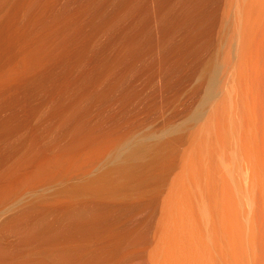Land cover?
<instances>
[{
	"label": "bare ground",
	"instance_id": "bare-ground-1",
	"mask_svg": "<svg viewBox=\"0 0 264 264\" xmlns=\"http://www.w3.org/2000/svg\"><path fill=\"white\" fill-rule=\"evenodd\" d=\"M192 1L0 0V264H236L237 200L216 192L234 178L170 143L218 96L221 66L197 60L205 91L187 123L139 135L127 115L154 39L167 71L204 15Z\"/></svg>",
	"mask_w": 264,
	"mask_h": 264
},
{
	"label": "rangeland",
	"instance_id": "rangeland-1",
	"mask_svg": "<svg viewBox=\"0 0 264 264\" xmlns=\"http://www.w3.org/2000/svg\"><path fill=\"white\" fill-rule=\"evenodd\" d=\"M201 1H203L202 8L205 9V11L202 9V13L200 12V15L204 14L205 16H200V18L203 19L201 20L199 18L195 27H193L192 30H188V33L182 32L180 34H177L179 35L177 36L178 38L183 35L181 39H184V37L188 34L189 39L187 37L186 40L188 41H183V46H179L181 47V51H176L175 56L180 52L182 53H180L177 57L172 55L169 58L170 63L168 62L167 71V68H162V64L159 67L160 64L158 60L160 58V55L158 56L159 50L157 51V39L154 37L155 39L153 43L155 44L156 51H153V56L151 55L144 59L145 61L143 60L138 67L139 70L137 69L138 75L135 76L133 80V90L131 89V91H133L134 93H130V97L132 98L131 100H129L130 104L128 103L127 115L129 116V120H134L135 130L137 133L139 132V135H148L154 131L158 133L164 128H167L168 125L181 126L187 123L196 109L198 110L200 108L199 106H201L205 91L204 82L202 80V71L200 70L201 72H197L198 69L195 70V68L200 65V62H202V60H204L202 64L206 62L208 63L210 61V64H218L219 66H221L218 73V96H215L213 99H211L210 102L207 103L208 106L206 105L207 107H204V111L201 113L202 116L198 118L199 120L197 119L196 121L192 122L193 124H188L187 129H185L183 133H180L178 135L179 137L175 136L174 138H172V142L170 141V143L173 152L175 153L177 151L176 155H182L184 153L183 150L185 152L187 151L186 153L188 154H191L190 152H195L193 157L199 159V155H201L200 159L206 161V164H203L205 168H220V171L217 172L218 174L222 172L221 169L224 170L223 173L226 172L224 174L226 175L225 179H229L231 177L232 179H229L231 183L233 182L232 180L234 178L232 186L230 185L231 187L227 184L228 181L225 184V186L227 187H224L223 185V187L227 189V193L224 189H222L223 187L221 188L218 185L220 184L218 177L222 179V175L216 176V179L219 183H217L215 187L220 188V191L219 188L218 191H216L219 192L218 196L223 192L227 195L229 194L228 196L233 193L234 199L237 200L235 201L237 202V204L236 206H234L237 210L239 209L238 217H236L235 214V217L238 220H236V230L238 231L236 237V264H264V181H262L264 180V164H262L264 163V0H208L207 3H205V0H193L190 4L194 5H188H190L191 7L194 6L193 8H195L197 2ZM208 2H210V4ZM200 24L201 27H197ZM196 27L199 28V30H196ZM192 31H195L196 33L194 32V34H192ZM152 35L154 36L155 34L152 33ZM178 38H176V41L179 44L182 40H177ZM185 45L187 46V48ZM183 51H185L188 55ZM183 54L185 56L187 55L188 57H185ZM246 55L248 57H246ZM197 57L199 58L197 59ZM199 59H201L200 62L197 61ZM194 60H196V62ZM158 68H161L160 72ZM248 71L251 74H249ZM160 73H164V75L167 74L166 77L163 74L162 75L164 76V79L166 78L168 83H170L172 80L169 85V87H171L170 89L167 82V85L164 84V82L162 83L163 78H160V76L162 77ZM260 73H262L263 75ZM168 77H170V81ZM158 81H160V83ZM172 84L175 86L173 87ZM165 85L166 89L164 88V90L162 86L165 87ZM222 96L224 97L222 98ZM239 102H243L244 104ZM217 104H219L220 106ZM223 117L225 120L223 119ZM257 118L259 119V121ZM245 124H248L249 126V129H246V131H248V134L246 135H249L248 138L250 136L251 137L243 141V139L245 138V136L243 135V133L245 132L243 125ZM231 131H233L234 133H232ZM245 147L248 149V151L250 150V153H247L248 151L245 149L247 151L246 154L248 155V157L250 156V158L248 159L251 160L247 161H249L250 166H253V170H251L252 167L248 165L250 167L251 173L248 169L250 175L247 177H245V175H247L248 172L244 173L248 168V166H246L247 161L245 162V160L243 159V157L245 156V150L243 148ZM174 148L176 149L174 150ZM197 149H199L198 154L196 152L198 151ZM228 150L231 151L229 152ZM213 152L214 157H216L215 159H213L214 157L212 156ZM237 152L238 157L236 156ZM220 154L223 156L225 155V159H229L228 161H230V168H232L229 170H233L234 172L231 171V173L227 171V167H229L227 166V159V163L225 161V169L227 168V170L225 171V169L223 168L224 166L220 164H223V162H220L219 160L222 159L221 161H223L224 158H218ZM209 155H211L212 157H206ZM211 158L212 160H210ZM206 159H209V161H207ZM245 168L246 170H243ZM213 173L215 174V171ZM227 173L235 175L232 177ZM243 173L245 175H243ZM252 174L254 175V178H251ZM242 177L244 178L242 179ZM251 180L253 183L251 182ZM223 183L225 182L222 181L220 186H222ZM234 183L237 187L233 186L235 185ZM228 186L231 189H229ZM230 190L233 192H230ZM246 190L249 193L251 192V194H249ZM237 191H239V193ZM219 201L220 199L219 197H217L218 204ZM256 260L260 261L256 262Z\"/></svg>",
	"mask_w": 264,
	"mask_h": 264
}]
</instances>
